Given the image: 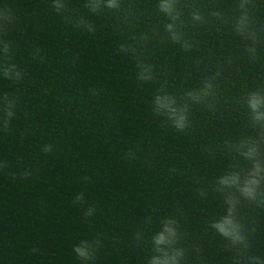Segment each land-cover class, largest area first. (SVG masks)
Listing matches in <instances>:
<instances>
[{"label":"water","instance_id":"95a60500","mask_svg":"<svg viewBox=\"0 0 264 264\" xmlns=\"http://www.w3.org/2000/svg\"><path fill=\"white\" fill-rule=\"evenodd\" d=\"M109 3L0 0V264H264V0Z\"/></svg>","mask_w":264,"mask_h":264},{"label":"clouds","instance_id":"9594fccd","mask_svg":"<svg viewBox=\"0 0 264 264\" xmlns=\"http://www.w3.org/2000/svg\"><path fill=\"white\" fill-rule=\"evenodd\" d=\"M109 7H114L115 3L114 0H110V3L108 5ZM57 7H59V5H57ZM165 8V10H167L168 5H164L163 6ZM157 104L159 105V107L161 108H169L173 114H175V109H171V101H169L167 98H157ZM251 107L253 109H256L258 107L259 101L256 98H253L250 101ZM9 115H11V113H9ZM175 125L178 129H182L185 126V118L183 115H180L176 118L175 120ZM44 151L47 152H51V145H48L44 148ZM87 179V177L85 178ZM228 180L223 181V183H228ZM246 194H250L251 193V189L249 188H245L244 189ZM83 197L81 196H77V200H81ZM91 211V210H90ZM90 214V213H89ZM215 227L225 236H231L234 239H240L238 232L236 231V226L233 225L232 221L230 219H225V221L221 224H217L215 225ZM166 231L170 234H174L173 230L171 228H166ZM165 241V236L163 234H161L158 238H157V243H163ZM76 252L80 255V256H86L87 253L85 252V250L83 248H76Z\"/></svg>","mask_w":264,"mask_h":264}]
</instances>
